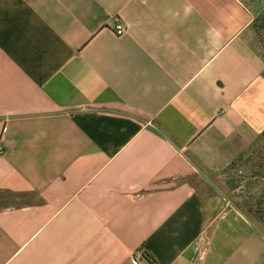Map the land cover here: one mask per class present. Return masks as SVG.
Returning a JSON list of instances; mask_svg holds the SVG:
<instances>
[{
	"label": "crops",
	"instance_id": "crops-1",
	"mask_svg": "<svg viewBox=\"0 0 264 264\" xmlns=\"http://www.w3.org/2000/svg\"><path fill=\"white\" fill-rule=\"evenodd\" d=\"M263 133L247 0H0V264H264L214 183Z\"/></svg>",
	"mask_w": 264,
	"mask_h": 264
},
{
	"label": "rangeland",
	"instance_id": "rangeland-1",
	"mask_svg": "<svg viewBox=\"0 0 264 264\" xmlns=\"http://www.w3.org/2000/svg\"><path fill=\"white\" fill-rule=\"evenodd\" d=\"M264 49V0H247ZM214 183L248 218L260 224L264 218V136L260 137Z\"/></svg>",
	"mask_w": 264,
	"mask_h": 264
},
{
	"label": "built area",
	"instance_id": "built-area-1",
	"mask_svg": "<svg viewBox=\"0 0 264 264\" xmlns=\"http://www.w3.org/2000/svg\"><path fill=\"white\" fill-rule=\"evenodd\" d=\"M116 35L118 37H122L127 33V27L123 24H118L115 27ZM5 154L4 147L0 144V157ZM133 264H160L157 260H155L151 255L144 249H136L132 255Z\"/></svg>",
	"mask_w": 264,
	"mask_h": 264
},
{
	"label": "trees",
	"instance_id": "trees-1",
	"mask_svg": "<svg viewBox=\"0 0 264 264\" xmlns=\"http://www.w3.org/2000/svg\"><path fill=\"white\" fill-rule=\"evenodd\" d=\"M263 136H264V133L261 135V137H263ZM261 223H264V218L261 219Z\"/></svg>",
	"mask_w": 264,
	"mask_h": 264
}]
</instances>
